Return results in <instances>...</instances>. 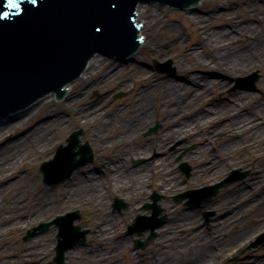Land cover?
<instances>
[{"label":"bare ground","instance_id":"bare-ground-1","mask_svg":"<svg viewBox=\"0 0 264 264\" xmlns=\"http://www.w3.org/2000/svg\"><path fill=\"white\" fill-rule=\"evenodd\" d=\"M201 4H208V15L190 14L186 20L195 31L196 44L173 30L158 6H138L144 46L150 47L152 56L171 57L191 85L98 56L91 59L79 84L66 85L65 100L72 105L69 116L46 98L33 104L29 115L15 124L5 121L0 127V264H44L43 246H31V242L27 249L15 251L9 249L10 236L13 230L51 218L59 209L62 215L90 210L84 218L90 229L89 244L77 252L67 250L65 264H122L125 257L129 258L125 264H224L262 231L264 98L225 89L236 77L234 88L246 90L247 79L257 73L246 72L264 66V0L242 1L236 10L228 0H202ZM222 22L230 29H212ZM195 71H220L223 77H202ZM93 90H99L100 100H90ZM117 90L128 91L126 98L110 100ZM217 91H223L219 98H215ZM157 120L163 131L150 140L142 137ZM70 124L83 129L81 143H89L95 163L74 169L59 195L38 194L32 186L35 162L42 156L51 160L52 145ZM180 139L197 146L186 157L193 163L195 184L216 180L232 166H248L251 171L250 188L239 191L235 185L211 201L219 219L209 227H203L199 213L184 211L170 199L190 184L176 170L179 151L170 150ZM131 159L143 161L133 167ZM157 192L165 196L166 209L159 213L167 214L165 225L157 227L158 237L149 251L134 254L122 236L123 223L109 212L108 202L122 197L143 215L152 209L141 211L140 206L154 203L150 194Z\"/></svg>","mask_w":264,"mask_h":264},{"label":"water","instance_id":"water-1","mask_svg":"<svg viewBox=\"0 0 264 264\" xmlns=\"http://www.w3.org/2000/svg\"><path fill=\"white\" fill-rule=\"evenodd\" d=\"M139 1H161L182 8L197 3V0H37V3L33 4L32 0H19L21 8L16 9L9 8L7 0H0V115L16 107H23L49 90L62 93L61 88L85 69L88 60L96 52L117 56L134 53L140 44L136 39L137 27L133 21ZM200 3L195 7V11L199 10ZM4 12L8 13L7 17L2 15ZM138 17L139 14L137 20ZM141 25L144 29V25ZM144 43L145 39L140 49ZM139 52L140 50L137 54ZM96 57L98 56L93 58ZM124 62L134 63V56ZM155 63L161 67L157 61ZM258 78L255 73L252 79H247L246 89L254 90ZM68 95L67 91L65 99ZM39 101L3 117L0 119V127L5 121L7 124L14 121L15 124L24 115H29L30 107ZM68 141V146L58 148L54 160L41 165L47 184L55 186L65 181L74 169L93 159L91 150L86 146L82 150L81 163L77 161L74 150L80 146L78 133H73ZM67 155L70 158L68 163L65 161ZM229 182L189 191L178 198L189 196L193 199L200 196L202 200H207ZM157 199L154 198V204L145 206L154 209V219H157L161 212L156 204ZM71 215L73 218L79 217L78 213L68 216ZM68 216L58 217L54 221L61 229L56 248V264H64V253L68 248L83 244L86 240L87 231L81 232L80 226H72L74 219L67 220ZM144 219L152 218L138 216L129 227V232L137 231L142 235L145 229H138V225ZM159 224L161 223L157 222L152 226V233L147 241L136 242L138 247L148 244ZM49 226L50 224H47L40 228L44 230Z\"/></svg>","mask_w":264,"mask_h":264},{"label":"rangeland","instance_id":"rangeland-1","mask_svg":"<svg viewBox=\"0 0 264 264\" xmlns=\"http://www.w3.org/2000/svg\"><path fill=\"white\" fill-rule=\"evenodd\" d=\"M242 1L245 2V0H240V1H238V0H228V2L231 3V5L233 6V8L235 10L240 5V3H242ZM147 6H151L152 8H154L153 6H158L159 11L162 13L163 17L166 20H168L169 23H172V25L174 27L173 30H175L178 33H180L181 36H184L186 42H191V43H194V44L197 43L195 31L193 30L192 26L187 25L186 20H187V17L190 14H199V15H202V16H207L208 13H207V10H206L207 9L206 6H208V4H206V6L201 4L198 11H195V8L192 11H187V10L186 11H177V10H174V9H171V8H168V7H164V6L158 5V4H156V5H147ZM226 10L227 9H225L223 11L225 12ZM249 23H252L254 25H258V23L256 21H250ZM225 28L230 29V27L227 26L225 24V22H222L219 26H216V27H214L212 29L220 30V29H225ZM192 32L194 33V35H192ZM171 37L172 36H169L166 40L170 39ZM100 57L101 58H106V59L110 60V62H114V63H116L118 65L119 64L127 65V63H125L124 61L116 60L114 58H108L107 56H100ZM154 60H157V61H159L161 63H165L167 61H171V69H174V75H169L167 73L159 72L156 69L155 65H154ZM128 64L129 65H133V67L142 66V67H144V68H146L148 70H151V71L155 72L158 75L167 76L169 79H173L175 81L183 82L185 84L191 85L188 82V80L186 79L184 73L178 68V66L175 65L174 60L171 57L162 58L160 56L159 57L158 56H152V54L150 52V47L148 45H146V46L143 45L142 49H140L139 54H136L134 56V63H128ZM253 72H257L258 75H259V79H258V81L256 83V89L255 90L248 91V90H245V89H242V88L236 90L234 88V84H235L234 80L236 78L235 77V78L232 79L230 85L227 86V88L225 89V92L242 91V92L252 93L254 95H257L259 97L264 98V86H263V84H264V66L262 68H260V69L253 70L252 72L251 71H247L246 74H248V73L250 74V73H253ZM194 74L200 75L202 77H209V78H212V79H222V77H223V75H222V73L220 71H202V72L195 71ZM245 75H243V76H245ZM80 79L81 78H79L76 81V83L79 84L80 81H81ZM222 93H223V91L215 92V98H219ZM120 94H122V95H120ZM127 94H128V91H126V90H117L116 92H114L110 96V100H113V101L123 100V99L126 98ZM101 96L102 95L99 92V90H93L89 94L90 100H100ZM230 98H231V96H228V99H226V101H228ZM49 100L52 102L54 108L57 109L58 112L63 113L65 116H69L72 113L71 112L72 105L70 104L69 100H65L64 99L63 101H59L57 99L55 100L53 97H49ZM45 116L46 115L41 116V119L40 118L37 119L34 122V126H38L41 123V120ZM157 125H158L157 130L156 131H152V128L156 127ZM74 131L82 132L80 137H82V135L84 134V131H83L82 128L76 127L73 124H70L69 127H65L64 130L60 132L59 138H57L56 141L54 142V144L52 145V147H54V148L51 151V155L49 156V159L53 158V156L55 154V151H56V148L60 144H64V145L67 144V141H66L67 138ZM162 131H163V128H162L161 121L157 120L152 125V127L148 128L147 130H145L142 133V137L148 138L150 140V139H153L158 133H160ZM222 135H223V133H219L218 134V136H222ZM7 139H8L7 141H10V136H8ZM85 143L86 142H84V144ZM179 146H181V149L176 150V149H178L177 147H179ZM196 147L197 146L194 143L188 142L186 139H180L174 145H172L170 147L171 151H174V152L175 151H177V152L179 151V153L176 154V156H175V163L177 164L176 165V170L179 172V174L181 175V177L183 179L190 181L189 186H187V188L185 190H181L180 192H177V194L172 195L170 199H171V202L173 204H178L182 208H184V211H191V212L199 213L201 219L203 220V227H209L215 219H219L218 218V214L216 215V212H217L216 209L215 208H211V207L215 206V203L214 204H210L211 201L215 200L218 197V195L221 192H223L224 190H226L228 188H233L232 186L237 185V190L239 189V191H241V190H243V189H245L247 187L250 188L251 185L249 186V184L247 183V179L250 176L251 171H250L248 166H246V167L232 166L230 168V170L227 171L226 174H224L223 176L219 177L216 180L208 181L207 183H204V184H195V183H193L194 180H192V175H193L192 164L193 163L190 161L192 163L191 164L189 161H187L186 157H187L188 153L189 152H193L196 149ZM92 153H93V161L88 163L87 166H92L93 167V164L95 163L96 156H95V153H94L93 150H92ZM42 157L36 160L35 165H34L32 171H31L33 173V175H34V177H33V185L32 186L35 189L34 191L36 193H38V194L49 195V196H57V195L60 194V190L63 189V186H65L64 184H66L67 181L57 185L56 187L46 185L43 182V175L40 172V165H41L42 162L46 161L47 159H44ZM158 157H159V154H155V158H158ZM136 161H138V164H135ZM141 161H143V159H131L130 163H131V165L133 167H138L141 164ZM183 165H187L188 168L190 167V171H189L188 174L183 169ZM87 166H84V167L80 168L79 170L81 171V170L85 169ZM236 169H241L242 172L248 173L247 176L244 179H242V180H238V181L234 182L231 185H228V186H225V187L221 188L220 191L217 193V195H215L210 200V202H208V203H202L200 205H197V204L189 205V204H187L188 199L180 201V200H176V198H175L177 195H179L181 193H184V192H186L188 190L198 189V188H202L204 186L217 184V183L221 182L222 180L226 179L230 175V173L233 170H236ZM157 193L161 196L160 205H161L162 209H166L164 207V205H163V202L165 200V196L163 194L159 193V192H157ZM151 195H152V193L150 194V196ZM115 198H117V197H113V199L109 200V202H108V210H109V212H111L112 214L117 216L119 218L120 222L123 223L122 236H124L125 239L129 240V242L131 244L132 252L134 254H141V253H143L145 251H149L150 247L152 246V243L158 237V230L156 231V236L149 242V244L145 248H138L137 249L136 246H135V240L140 239V240L144 241L146 239V237L148 236L149 232H146L142 237H139L137 234L128 235L127 234L128 226L133 223L134 219L137 217L138 214L131 209V204L128 203L122 197H118V198H120V199H122L124 201V203L126 204V207L123 208L120 211L119 210H114L113 204H114ZM148 201H151L150 197L148 198ZM144 205H145V203H143L140 206L141 211H142V209H144ZM70 211H79L81 213V218L82 219L80 221H77V223H80L82 225L83 229L89 230V233H90L89 227L84 222V218L87 217V215H89L90 210L87 209L86 211L82 212V211H80L78 209H75V210H70ZM62 212H63L62 209H59L58 213L53 215V216H51V218L44 219V220H42V222H40L38 224L28 225V226L24 227L22 229V231L18 232V230H13V232H12V234L10 236L11 237L10 238L11 239V242H10L11 245H9V249L14 248L15 251H20V250H22L23 246H24V248L27 249L28 245L31 244V242H32L31 246H33V245L35 246V245H37V243H39V246H43V253L46 254V258H45L44 264H54L53 263V258L56 255L55 247H56V244H57L56 235H57L58 229L53 226L50 229H48L47 231H45V232H43L41 234H38L36 236L30 237V238H26V236L28 234V231H30L33 228L39 226L43 222L51 221L52 219H54L56 217V215L62 214ZM143 214L151 215V211L150 212L147 211V213H143ZM166 215L167 214H165V212H164V214H161V216H166ZM162 227H163V225H162ZM263 233H264V228L256 236V238L253 241L249 242L247 245H245L243 248H241L238 254H235V255H232V256H228L227 257V261L224 264H264V243L259 244L257 246L256 245L254 246V243H256V241L259 238V236L261 234H263ZM88 235H87L86 242L83 245H77V246H75L74 248H72L70 250L74 251V252H77L78 250L86 249L87 245L89 244ZM16 257H17V255L15 253L14 255H12L11 259L13 261H15ZM128 261H129V258L125 257V258L122 259V264H125Z\"/></svg>","mask_w":264,"mask_h":264},{"label":"snow or ice","instance_id":"snow-or-ice-1","mask_svg":"<svg viewBox=\"0 0 264 264\" xmlns=\"http://www.w3.org/2000/svg\"><path fill=\"white\" fill-rule=\"evenodd\" d=\"M32 3L33 4H36L37 3V0H32ZM7 6L9 8H16V9H20L21 8V5L19 3V0H7ZM3 16L7 17L8 16V13L7 12H4L2 13Z\"/></svg>","mask_w":264,"mask_h":264}]
</instances>
